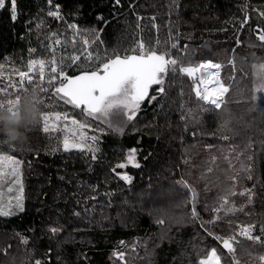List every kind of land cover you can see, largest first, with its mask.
<instances>
[{
    "label": "trees",
    "instance_id": "1",
    "mask_svg": "<svg viewBox=\"0 0 264 264\" xmlns=\"http://www.w3.org/2000/svg\"><path fill=\"white\" fill-rule=\"evenodd\" d=\"M57 6L59 23L47 15ZM263 9L264 0H249L247 9L234 11L216 28L181 32L178 0H17L15 21L6 0L0 9V61L18 50L22 70L30 48L46 53L43 30L75 26L79 38L67 37L66 52L80 60L65 59L70 76L93 70L94 64L82 67L89 64V52L93 58L105 50L123 54L141 40L146 46L159 41L160 51L167 48L185 65L219 63L229 91L216 109L196 97L190 79L178 75L182 133L174 148L157 136L165 93L155 92V85L149 95L157 99L143 101L134 119L117 126L123 134L61 103L60 111L91 123L86 135L98 137L95 159L87 148L65 151L59 128L45 133L40 120L25 131L24 143L0 146L26 165L29 194L22 214L0 217V264H199L212 249L224 264H264V99L257 98L264 93L254 91L264 63L254 17ZM245 14L248 22L241 27ZM175 79L169 73L165 92ZM37 92L48 102V94ZM49 111L41 104V112ZM133 148L140 167L127 164ZM125 174L130 182L121 178ZM247 187L255 203L245 214L216 216L224 200ZM242 225L254 226L260 239L246 249L236 245L232 258L213 235L238 237Z\"/></svg>",
    "mask_w": 264,
    "mask_h": 264
},
{
    "label": "snow or ice",
    "instance_id": "2",
    "mask_svg": "<svg viewBox=\"0 0 264 264\" xmlns=\"http://www.w3.org/2000/svg\"><path fill=\"white\" fill-rule=\"evenodd\" d=\"M120 0H116L119 4ZM52 0H49V4ZM6 6V0H0V9H4ZM10 12L11 19L15 21L17 19V0H10ZM48 16L56 19H61L60 12L57 10H49ZM264 16V12L260 13ZM102 19V17L100 18ZM139 19V18H138ZM154 19V18H153ZM248 22L247 14L241 22L243 27ZM42 26V22L37 24V29ZM139 26V25H138ZM95 32L96 30H91ZM55 35V33H53ZM50 38V37H49ZM258 40L264 42V30H259ZM56 44L60 41L57 39ZM102 43V41H101ZM239 43V41H238ZM172 48H177L178 44L173 41L171 43ZM35 49H29L30 54L34 53ZM53 55L51 58L41 59H29L26 65V70H15L16 74L19 75V83H15L10 77L7 79L9 83L6 87H0V108L5 105L8 106L9 111L12 112V102L15 99L19 102L20 95L17 92H43L48 94L45 99H41L40 103L44 104L45 108L50 109L49 112H41L40 121L43 124V131L48 133L50 130H55L57 125L54 122L61 120L69 121V114L59 110L61 103L64 106L71 105L73 109H81V114L86 117H92L103 122H108L107 117L113 109H121L128 114V119L132 120L135 118L137 111L140 109L141 104L145 99L150 102L157 99L155 95H149L150 89L153 86H158L154 89L157 93H165L163 87L165 79L169 73L176 75L182 73L190 78H194L195 73L201 72L202 70L207 72L209 78L219 75V69L221 65L219 63H213L211 61L203 62L198 66H192L190 63L185 65L180 59L173 57L171 52L165 48L163 51L159 50V41L155 46L148 44L146 46L143 40L134 43L130 48L126 49L123 54L119 51L114 50L109 53L105 50L103 55L97 54L93 58L92 53H87L85 59L89 61L87 66L90 68L94 64L93 70H84L77 75H67L64 71L63 65L65 59L70 60L73 64L80 60V56H69L67 58L61 57L59 64L55 59V48L51 49ZM3 65H0V69ZM46 68H49L51 74L46 75ZM209 69H216V72L208 71ZM260 71L257 74V84L254 91L258 93H264V63L259 65ZM3 73L0 72V77ZM27 80V84H25ZM199 83L204 85V91L201 92L197 86L194 88L196 97L199 100L208 102L214 105L216 109H220L225 103L223 97L229 91L228 86H225L219 80H216L215 87L209 89L207 82L202 76ZM47 84V87H44ZM30 86V87H29ZM11 89V91H9ZM258 99H264V97H257ZM13 114H15L13 112ZM70 123L74 126L71 131V137L66 136L63 141V148L65 151L71 148H77L83 151L87 148L92 153V158L95 159V153L98 150L95 147L98 137L96 135L88 136L83 131L88 125L85 122L78 121L75 118L70 119ZM109 126H111L109 124ZM67 128V124L65 125ZM29 129H25L28 131ZM114 131L123 134V129H114ZM77 135L79 137L77 141ZM226 138V137H225ZM91 141V143H87ZM8 145L11 147L6 138L0 135V146ZM136 149H130L127 155V164L133 167H140L136 161ZM10 162L14 165L12 168V175L16 176V183H20L19 180V161L14 160L9 154H5L3 147H0V176H3V162ZM117 168H124L126 164L118 163ZM125 181L130 182L131 177L128 175L121 176ZM251 178V177H249ZM11 191V189H9ZM23 191V186H20V192ZM247 191V190H246ZM244 193H241L243 195ZM249 199L251 194L249 192ZM227 203V201H225ZM16 208L19 211H23V205L20 203V198H17ZM13 214V206L11 203L7 207L0 204V216H9ZM193 216L196 217L195 208H193ZM254 226L249 225L241 230V234L245 235L248 239H255L259 241L260 237H253L251 235L252 228ZM53 233L57 232V228L50 229ZM264 231V229H262ZM220 240V237H215ZM23 239V238H22ZM232 238L224 239L222 241L223 247L228 250L229 253L234 251ZM27 243V240H24ZM119 259H123V255L120 254ZM220 256L217 254L215 249H212L206 259H201L199 264H220ZM264 259V257H261ZM36 264H40V261H36Z\"/></svg>",
    "mask_w": 264,
    "mask_h": 264
},
{
    "label": "rangeland",
    "instance_id": "3",
    "mask_svg": "<svg viewBox=\"0 0 264 264\" xmlns=\"http://www.w3.org/2000/svg\"><path fill=\"white\" fill-rule=\"evenodd\" d=\"M249 6V0H178V13H179V29L180 31H193V30H199V29H206V28H216L218 27L223 20H226L227 18L233 16L234 11L236 10H245ZM57 9L54 8L53 11H56ZM264 12L263 10H257L255 14L256 19V27L255 30L257 34H259V30H264V16H261L260 13ZM45 12H43L44 14ZM49 18H54L50 17ZM60 19H58L59 23ZM57 29H52L50 32H47L46 30L42 31L43 38H41L40 45H42V48H44L43 52L38 53H31L27 57V60L25 62V65H27V62L29 59H41V58H51L53 53L51 51L52 48H55V59L57 63L60 62L61 57L67 58V44L66 39L67 37L78 39L79 38V31L75 26H69V27H63L60 25H57ZM37 33V31H35ZM53 33L56 34V36L53 35ZM65 35V36H64ZM50 37V38H49ZM35 38H38L36 36ZM59 39L60 43L56 44L55 41ZM84 43V42H83ZM36 50V49H35ZM207 62V61H204ZM19 56H18V50H15L13 56H9L8 58L4 59L3 61H0V65H3V68L0 69V72L3 73V76L0 77V81H6V85L9 83L8 77L11 78V80L15 83H19L20 77L18 74H16L15 70H22V68L19 67ZM203 63V62H202ZM214 63V62H213ZM201 64V63H200ZM193 66V65H192ZM198 66V65H196ZM221 68L218 70L219 75L209 78L207 75V72L201 71L195 73L194 78H190L187 75H184L182 73L176 74V79L172 85L171 88L166 90L165 95L163 97V101L159 107L156 123H157V136L161 141H164L169 147H178L181 144V133H182V122H181V91L179 88V82H178V75L181 74L183 76H186L188 79H190L193 82V92L195 87H199L200 91H204V85H201L199 83L201 77L203 76L205 81L207 82L208 88L211 90L213 89L215 85V81L219 80L221 83H223L221 78ZM208 71L216 72V69H209ZM51 74L49 68H46V75ZM67 75H70L66 73ZM55 75V74H51ZM25 84H27V80H25ZM47 84H44V87H47ZM196 95V94H195ZM226 95V94H225ZM225 99V96L223 97ZM203 101V100H202ZM205 103L209 104L208 102L204 101ZM211 105V104H209ZM215 107L214 105H211ZM64 112V111H61ZM67 112V111H66ZM69 114L70 119L75 118L78 121L85 122L88 127L83 129V131L86 133L87 129H92L91 123L86 122L82 115L80 116H73L72 113L67 112ZM69 121L61 120L56 123L58 130L61 131L63 141L66 136L71 137V131L74 126L71 125ZM107 123L115 128H121V126L125 125L130 120L128 119V114L121 110V109H113L112 112L107 117ZM106 123V122H105ZM67 124V128L65 125ZM118 126V127H117ZM79 137L77 135V141ZM8 154V153H5ZM10 155V154H9ZM12 156V155H11ZM14 160L19 161V180L20 183H16L17 177L12 175V168L14 167L13 164L10 162H3V176H0V204L7 207L9 203L13 206V214L9 216H0V217H15L24 212L25 209V203L29 197V194L27 193L25 182H24V174H26L25 171V164L23 161H21L18 157L12 156ZM23 186V191L20 192V186ZM11 189V191H9ZM247 190V191H246ZM249 192L251 194V199H249ZM241 193H244L241 195ZM20 198V203L23 205V211H19L16 208L17 204V198ZM227 201V203H225ZM255 203V192L250 187H247L243 191H239L234 193L230 198L224 200L222 204L220 205V208L216 210V216L222 217L224 215L228 216H236L245 214L249 207L253 206ZM247 226L242 225L239 228L238 231V237H228V238H221L218 240L221 243V246L223 247L222 241L224 239L232 238L230 241L232 243V246L236 248V245L242 244V248L246 249L248 246L251 245L254 246V243L257 244V240L255 239H248L245 235L241 234V230ZM255 230L252 228L251 235L253 237H256L254 235ZM214 237H219V235H213ZM223 249L233 258L234 257V251L229 253L227 249L223 247ZM218 254V252H217ZM219 255V254H218ZM220 256V255H219ZM220 264L223 263V258L220 257ZM235 259V258H234ZM264 261V259H263ZM234 263L237 264V261L234 260Z\"/></svg>",
    "mask_w": 264,
    "mask_h": 264
},
{
    "label": "clouds",
    "instance_id": "4",
    "mask_svg": "<svg viewBox=\"0 0 264 264\" xmlns=\"http://www.w3.org/2000/svg\"><path fill=\"white\" fill-rule=\"evenodd\" d=\"M40 100L38 92L29 91L20 95L18 103L13 100L12 112L7 105L0 108V135L11 144L24 143L25 129L34 127L39 122L42 104Z\"/></svg>",
    "mask_w": 264,
    "mask_h": 264
},
{
    "label": "crops",
    "instance_id": "5",
    "mask_svg": "<svg viewBox=\"0 0 264 264\" xmlns=\"http://www.w3.org/2000/svg\"><path fill=\"white\" fill-rule=\"evenodd\" d=\"M14 52H15V49H13L12 52H11L6 58H8L9 56H13ZM6 58H5V59H6ZM3 60H4V59H3ZM3 60H2V61H3Z\"/></svg>",
    "mask_w": 264,
    "mask_h": 264
},
{
    "label": "water",
    "instance_id": "6",
    "mask_svg": "<svg viewBox=\"0 0 264 264\" xmlns=\"http://www.w3.org/2000/svg\"><path fill=\"white\" fill-rule=\"evenodd\" d=\"M146 100V99H145Z\"/></svg>",
    "mask_w": 264,
    "mask_h": 264
}]
</instances>
